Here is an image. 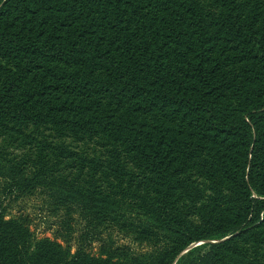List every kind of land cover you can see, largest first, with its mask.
<instances>
[{
	"label": "trees",
	"instance_id": "obj_1",
	"mask_svg": "<svg viewBox=\"0 0 264 264\" xmlns=\"http://www.w3.org/2000/svg\"><path fill=\"white\" fill-rule=\"evenodd\" d=\"M0 182V264H264V0H0Z\"/></svg>",
	"mask_w": 264,
	"mask_h": 264
},
{
	"label": "rangeland",
	"instance_id": "obj_2",
	"mask_svg": "<svg viewBox=\"0 0 264 264\" xmlns=\"http://www.w3.org/2000/svg\"><path fill=\"white\" fill-rule=\"evenodd\" d=\"M45 195H41L40 192H35L31 195L15 194L10 197H4L0 182V208H4L8 217H16L19 215L28 216L30 222V230L34 233L36 239L50 238L54 239L53 230L55 228V218L49 214L48 207L46 205ZM80 224L77 225V229L81 230ZM112 240L116 244H125L133 249V251H142L143 247L132 243L128 238H123L122 235L114 232L112 234ZM97 243H92L89 247V251L92 254L97 253ZM72 251L75 249V245L71 244Z\"/></svg>",
	"mask_w": 264,
	"mask_h": 264
},
{
	"label": "water",
	"instance_id": "obj_3",
	"mask_svg": "<svg viewBox=\"0 0 264 264\" xmlns=\"http://www.w3.org/2000/svg\"><path fill=\"white\" fill-rule=\"evenodd\" d=\"M192 247V246H191Z\"/></svg>",
	"mask_w": 264,
	"mask_h": 264
}]
</instances>
